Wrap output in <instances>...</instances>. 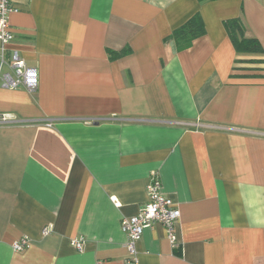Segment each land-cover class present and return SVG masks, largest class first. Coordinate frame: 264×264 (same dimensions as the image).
Segmentation results:
<instances>
[{"label":"crops","instance_id":"crops-1","mask_svg":"<svg viewBox=\"0 0 264 264\" xmlns=\"http://www.w3.org/2000/svg\"><path fill=\"white\" fill-rule=\"evenodd\" d=\"M10 2L38 85L0 87V264H129L120 220L151 171L178 246L154 224L136 264H264V62H247L264 59V0ZM196 12L205 34L176 51L164 39ZM233 17L262 54L237 55Z\"/></svg>","mask_w":264,"mask_h":264},{"label":"built area","instance_id":"built-area-1","mask_svg":"<svg viewBox=\"0 0 264 264\" xmlns=\"http://www.w3.org/2000/svg\"><path fill=\"white\" fill-rule=\"evenodd\" d=\"M10 0H0V87L4 89H25L29 93L38 85L37 69L29 65L15 48L10 47L13 39L9 23V14L14 11ZM146 201L138 212L132 216H124L120 220V228L126 235V248L129 264L137 263L136 244L144 231L154 224L164 227L168 241L172 247L178 246L176 224L180 211L175 201L165 195L161 189L158 174L151 171L146 184ZM51 226L42 228V235L51 232ZM82 238L72 239L71 243L77 250L83 246ZM30 238L22 236L12 243L14 251L24 250L29 246Z\"/></svg>","mask_w":264,"mask_h":264},{"label":"trees","instance_id":"trees-1","mask_svg":"<svg viewBox=\"0 0 264 264\" xmlns=\"http://www.w3.org/2000/svg\"><path fill=\"white\" fill-rule=\"evenodd\" d=\"M200 2L206 0H199ZM223 26L226 30L227 36L237 53L262 54L263 47L259 40L255 37H248L245 35V26L240 17H233L223 21ZM205 34V27L203 20L198 12L194 13L186 21L172 30L164 41L172 42L175 50L180 51L191 46L194 39ZM128 52V49H123L115 52L114 55H123ZM235 62H245L244 59L237 58ZM247 62L260 63L264 62L262 58L247 59Z\"/></svg>","mask_w":264,"mask_h":264}]
</instances>
